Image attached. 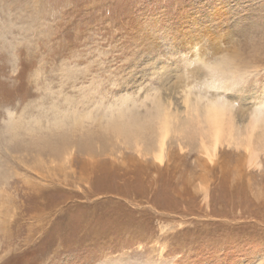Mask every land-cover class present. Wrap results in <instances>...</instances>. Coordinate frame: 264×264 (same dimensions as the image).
I'll return each mask as SVG.
<instances>
[{"label": "rangeland", "instance_id": "374dc122", "mask_svg": "<svg viewBox=\"0 0 264 264\" xmlns=\"http://www.w3.org/2000/svg\"><path fill=\"white\" fill-rule=\"evenodd\" d=\"M248 33L264 0H0V264H264Z\"/></svg>", "mask_w": 264, "mask_h": 264}, {"label": "clouds", "instance_id": "9594fccd", "mask_svg": "<svg viewBox=\"0 0 264 264\" xmlns=\"http://www.w3.org/2000/svg\"><path fill=\"white\" fill-rule=\"evenodd\" d=\"M262 40H264V35L261 33H248L242 36L232 37L229 41L221 43L219 47L225 49L236 47L239 48L246 57L254 56L256 58L258 70L262 73V76H264V46H262ZM249 81H251V79L242 84H246Z\"/></svg>", "mask_w": 264, "mask_h": 264}, {"label": "bare ground", "instance_id": "6f19581e", "mask_svg": "<svg viewBox=\"0 0 264 264\" xmlns=\"http://www.w3.org/2000/svg\"><path fill=\"white\" fill-rule=\"evenodd\" d=\"M209 107V106H208ZM207 112V116L209 117L208 118V122L210 124V127L212 126V128L207 132L208 135L210 137L213 136V138L219 143L222 136L224 134H226L227 136H229L228 138H231L233 137L234 138V129L233 127L230 128V130L226 131L224 130V127H223V124H222V121H219L220 118H223L224 115H225V109L224 108H214L213 106L212 107H209L207 108L206 110ZM256 118V117H255ZM254 118V122L253 123H250V128L252 127H255L256 128V125L257 123L261 120L256 118ZM262 121V120H261ZM264 121V120H263ZM259 124V123H258ZM114 125V124H113ZM120 125V124H119ZM167 125H164V127H166ZM254 128V129H255ZM124 130V129H122ZM169 129H167L168 131ZM252 131V130H251ZM206 134V133H205ZM253 134V133H252ZM250 134V135H252ZM208 136V137H209ZM251 141V138L248 139V142L246 143V148L248 149V151L250 152V156H249V160H251L254 156L257 155V150L256 148L252 145L253 143L250 142ZM253 142V141H252ZM217 143H214V147L216 146ZM207 147V146H206ZM205 148V147H204ZM207 152L209 151L207 148H206ZM215 150V149H214ZM57 151V149H56ZM209 153V152H208ZM249 162V161H248ZM251 162V161H250ZM85 166V164H84Z\"/></svg>", "mask_w": 264, "mask_h": 264}]
</instances>
